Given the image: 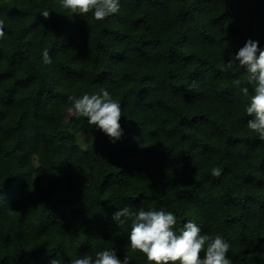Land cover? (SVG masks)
Listing matches in <instances>:
<instances>
[{
    "label": "trees",
    "instance_id": "1",
    "mask_svg": "<svg viewBox=\"0 0 264 264\" xmlns=\"http://www.w3.org/2000/svg\"><path fill=\"white\" fill-rule=\"evenodd\" d=\"M70 15L60 0H0V264L112 248L148 264L130 249V222L112 219L124 206L171 211L177 233L195 222L230 244L232 264H264L254 85L217 67L249 39L264 49V0H120L103 21ZM101 90L122 109L116 141L69 115V97Z\"/></svg>",
    "mask_w": 264,
    "mask_h": 264
},
{
    "label": "clouds",
    "instance_id": "2",
    "mask_svg": "<svg viewBox=\"0 0 264 264\" xmlns=\"http://www.w3.org/2000/svg\"><path fill=\"white\" fill-rule=\"evenodd\" d=\"M60 4L70 16H85L91 13L96 21H103L120 11V0H60ZM42 15L48 18L49 11H42ZM4 29L5 22L0 19V40L6 36ZM258 45V41L247 40L226 63L217 67L221 72L243 70L247 73L248 83L254 85V94L246 107L247 115L252 117L247 121V127L264 141V49H260ZM42 62L44 65L53 63L47 49L43 51ZM241 83L239 78L232 80V85L248 97L249 89L241 87ZM69 99L72 101L70 116L77 119L87 118L90 127L102 131L112 141L122 137V109L107 90H101L100 94H83ZM221 174L220 166L211 169L212 177L219 178ZM112 219L119 228L130 222V249L142 253L148 264H232L227 255L231 246L221 235L201 234L200 227L192 221L184 223L177 233V218L171 211H135L129 206H124L114 212ZM201 253L204 254L203 257ZM50 264H61V261L52 260ZM69 264H130V260L127 255L121 260L112 248L97 252L95 258L92 255L73 258Z\"/></svg>",
    "mask_w": 264,
    "mask_h": 264
}]
</instances>
